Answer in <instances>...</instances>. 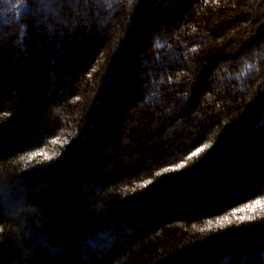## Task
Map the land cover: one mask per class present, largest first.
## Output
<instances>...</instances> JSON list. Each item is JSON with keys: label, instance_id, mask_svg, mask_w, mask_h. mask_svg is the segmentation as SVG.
Listing matches in <instances>:
<instances>
[{"label": "trees", "instance_id": "trees-1", "mask_svg": "<svg viewBox=\"0 0 264 264\" xmlns=\"http://www.w3.org/2000/svg\"><path fill=\"white\" fill-rule=\"evenodd\" d=\"M0 264H264V0H0Z\"/></svg>", "mask_w": 264, "mask_h": 264}, {"label": "snow or ice", "instance_id": "snow-or-ice-1", "mask_svg": "<svg viewBox=\"0 0 264 264\" xmlns=\"http://www.w3.org/2000/svg\"><path fill=\"white\" fill-rule=\"evenodd\" d=\"M260 204H261V201L257 200V201L255 202V205H253L252 207L255 208L256 205H260ZM225 219H227V217H226ZM242 219H243V218H242Z\"/></svg>", "mask_w": 264, "mask_h": 264}]
</instances>
